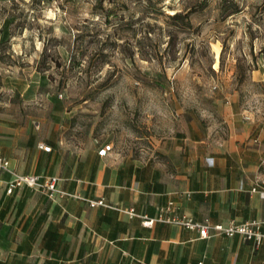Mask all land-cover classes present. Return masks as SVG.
<instances>
[{
	"label": "crops",
	"instance_id": "0c3cea01",
	"mask_svg": "<svg viewBox=\"0 0 264 264\" xmlns=\"http://www.w3.org/2000/svg\"><path fill=\"white\" fill-rule=\"evenodd\" d=\"M32 95L28 81L0 94V150L10 166L0 171V264H264V117L242 111L236 94L214 97L218 122L185 115L144 161L99 155L105 144L66 148L58 108L33 112ZM14 174L56 177L59 192L50 198L22 185L8 193ZM169 201V214L195 221H258L263 237L256 246L238 235L199 238L173 224H143Z\"/></svg>",
	"mask_w": 264,
	"mask_h": 264
},
{
	"label": "rangeland",
	"instance_id": "374dc122",
	"mask_svg": "<svg viewBox=\"0 0 264 264\" xmlns=\"http://www.w3.org/2000/svg\"><path fill=\"white\" fill-rule=\"evenodd\" d=\"M4 20L0 94L28 81L66 148L147 160L185 115L218 122L217 94L264 117V0H0Z\"/></svg>",
	"mask_w": 264,
	"mask_h": 264
},
{
	"label": "built area",
	"instance_id": "2783aa9c",
	"mask_svg": "<svg viewBox=\"0 0 264 264\" xmlns=\"http://www.w3.org/2000/svg\"><path fill=\"white\" fill-rule=\"evenodd\" d=\"M61 96V94H59ZM39 148L45 151H50L51 147L43 143L39 144ZM112 149L111 144H105L98 150L99 155H105L107 151ZM0 171H10L9 161L3 155L0 150ZM56 177H50L43 183H40L37 180V176L34 175H18L14 174L12 180H10L7 188V192L10 193L14 187L26 185L34 189H40L47 192L48 196L51 198L56 192H59L56 188ZM252 191H255L253 188ZM258 194L264 198V191H257ZM91 203H102V200L91 201ZM175 208L174 202L169 201L165 207L160 209L159 214L155 218L144 217L143 224L150 226L154 221H161L176 226L183 227L188 230H194L198 233L199 238H209L213 235H225V236H234L238 235L242 240H252L254 244L259 245L263 233L260 231V222L251 220L245 221L242 223H236L233 220H230L226 224H211L207 221H195L189 216H177L176 214H169ZM129 216L137 215L134 210L130 209L126 211ZM164 213H167L166 215ZM198 264H202L199 262Z\"/></svg>",
	"mask_w": 264,
	"mask_h": 264
},
{
	"label": "trees",
	"instance_id": "16d2710c",
	"mask_svg": "<svg viewBox=\"0 0 264 264\" xmlns=\"http://www.w3.org/2000/svg\"><path fill=\"white\" fill-rule=\"evenodd\" d=\"M236 12H238V9L237 8H234V10H231V12H229L228 13V15H230V14H232V13H236ZM181 16V13L180 12H174L173 14H170V18L171 19H176V18H178V17H180ZM8 25H9V22L8 21H6V20H4V22H3V26H2V28L0 29V35L2 36V37H5V38H8L9 37V33H8Z\"/></svg>",
	"mask_w": 264,
	"mask_h": 264
}]
</instances>
